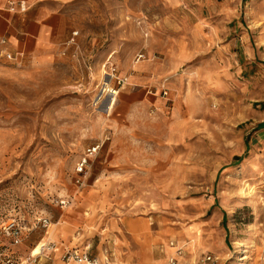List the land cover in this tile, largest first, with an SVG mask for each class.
<instances>
[{
	"label": "rangeland",
	"instance_id": "1",
	"mask_svg": "<svg viewBox=\"0 0 264 264\" xmlns=\"http://www.w3.org/2000/svg\"><path fill=\"white\" fill-rule=\"evenodd\" d=\"M73 12L76 45L0 55V264H264V0Z\"/></svg>",
	"mask_w": 264,
	"mask_h": 264
},
{
	"label": "crops",
	"instance_id": "2",
	"mask_svg": "<svg viewBox=\"0 0 264 264\" xmlns=\"http://www.w3.org/2000/svg\"><path fill=\"white\" fill-rule=\"evenodd\" d=\"M76 1L0 0V40L7 41V45H0V52H13L18 62H23L27 56L39 62L69 47V41L78 36L74 35L77 30L70 34L75 24L73 7ZM20 3L25 4V11L19 8Z\"/></svg>",
	"mask_w": 264,
	"mask_h": 264
},
{
	"label": "built area",
	"instance_id": "3",
	"mask_svg": "<svg viewBox=\"0 0 264 264\" xmlns=\"http://www.w3.org/2000/svg\"><path fill=\"white\" fill-rule=\"evenodd\" d=\"M19 8L22 11L26 10L25 4L24 3H20L19 4ZM12 10H15V7L12 6L11 7ZM78 32H74V35H77ZM76 41L75 40H71L69 41V45L71 44H75L76 45ZM0 45H7V41L6 39H1L0 40ZM1 56H4L5 58L9 59V60H13V61H18V57L10 51L7 50H2L0 52ZM138 60H142L146 58L145 53H139L137 55ZM120 82H125V78H119ZM162 94L164 96L168 95V90L165 88V86L162 88ZM99 148V146L94 147L92 150H89L90 153H93L94 151H96V149ZM87 163V158H84L83 161L80 163L79 167H78V171L79 172H84L85 169V164ZM8 230H11L13 233V236H15L16 238L20 237L19 231H18V227H17V223L16 222H11L8 226H7ZM173 247H175L174 243H171ZM176 254V255H175ZM174 255H172L169 259V261L172 264H176L177 263V256L181 255V250L180 249H176ZM65 258L67 259L68 262H74L76 264H99V260L96 257L91 256L88 252H78V251H73V252H68L65 256ZM214 257L212 255H208L206 257L207 261H211L214 262ZM10 264H14L13 262H10Z\"/></svg>",
	"mask_w": 264,
	"mask_h": 264
},
{
	"label": "bare ground",
	"instance_id": "4",
	"mask_svg": "<svg viewBox=\"0 0 264 264\" xmlns=\"http://www.w3.org/2000/svg\"><path fill=\"white\" fill-rule=\"evenodd\" d=\"M46 242V241H45ZM43 244L39 245L38 247H36L34 249V253H40L41 252V249H42V246ZM249 250H242L241 253L244 254V253H247ZM243 256V255H242ZM245 259V257H239L237 260L238 261H243Z\"/></svg>",
	"mask_w": 264,
	"mask_h": 264
},
{
	"label": "trees",
	"instance_id": "5",
	"mask_svg": "<svg viewBox=\"0 0 264 264\" xmlns=\"http://www.w3.org/2000/svg\"><path fill=\"white\" fill-rule=\"evenodd\" d=\"M242 160V157L238 158L237 159V163L240 162Z\"/></svg>",
	"mask_w": 264,
	"mask_h": 264
}]
</instances>
